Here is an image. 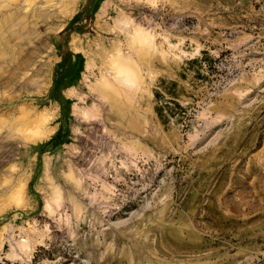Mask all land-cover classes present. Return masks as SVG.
I'll use <instances>...</instances> for the list:
<instances>
[{
    "label": "rangeland",
    "instance_id": "obj_1",
    "mask_svg": "<svg viewBox=\"0 0 264 264\" xmlns=\"http://www.w3.org/2000/svg\"><path fill=\"white\" fill-rule=\"evenodd\" d=\"M70 1L0 0V264H264V0Z\"/></svg>",
    "mask_w": 264,
    "mask_h": 264
},
{
    "label": "trees",
    "instance_id": "obj_2",
    "mask_svg": "<svg viewBox=\"0 0 264 264\" xmlns=\"http://www.w3.org/2000/svg\"><path fill=\"white\" fill-rule=\"evenodd\" d=\"M203 54V57L193 58L186 62L187 67H184L183 72L179 74V79L162 78L158 81L154 89L155 111L163 124L167 125L174 121L184 130L190 127L193 119V110H191L192 106H184L181 102L182 97L186 94L181 81L187 80L190 72H193L192 74L196 78H208L198 68L207 67L209 70H213L215 69L212 64L214 60L209 57L207 51H203Z\"/></svg>",
    "mask_w": 264,
    "mask_h": 264
},
{
    "label": "bare ground",
    "instance_id": "obj_3",
    "mask_svg": "<svg viewBox=\"0 0 264 264\" xmlns=\"http://www.w3.org/2000/svg\"><path fill=\"white\" fill-rule=\"evenodd\" d=\"M71 3H72V0L70 1ZM139 39V38H138ZM147 39H148V37H147ZM145 44H147V43H145ZM117 47V46H116ZM115 47V48H116ZM121 49V48H120ZM113 50H114V48H113ZM119 49L118 48H116V51H118ZM102 51H103V49H102ZM113 53V52H112ZM116 53V52H115ZM138 53V52H137ZM110 54V53H109ZM143 55L145 54L144 52L142 53ZM116 55H118V54H116ZM123 55V54H122ZM122 55L120 56V58L122 57ZM111 56V55H110ZM109 56V57H110ZM111 57H113V56H111ZM125 57H128L127 55L125 56ZM124 57V58H125ZM114 58V59H113ZM111 60L112 61H110V64L108 63V62H106V60H104L103 62H102V64H103V68H105L108 72H110V73H112L114 76H116V77H118L119 78V76L122 78V79H125V78H127L128 76H132V75H134L135 74V67L133 66V65H131V64H123V66H121V69H118V71L115 69V63L117 64V62H118V59H117V57L115 58V56L113 57ZM110 59V58H109ZM127 59H130V57H128ZM132 59V58H131ZM116 60H117V62H116ZM122 60H123V58H122ZM131 61V60H130ZM120 62V61H119ZM114 63V64H113ZM134 63V62H133ZM118 76H117V75ZM138 75V74H137ZM36 121V119L34 118L33 120H30V121H23V123L20 125V128L23 126V125H26V126H31V125H33L35 128H36V132H39V133H43V134H45V135H47L48 133L47 132H45V131H40L39 130V128H37L38 127V125L40 124V119H38L37 120V122H35ZM27 139H29V140H33V141H35V140H37V138L36 137H33V136H29Z\"/></svg>",
    "mask_w": 264,
    "mask_h": 264
}]
</instances>
